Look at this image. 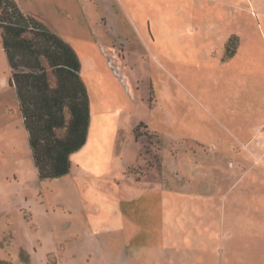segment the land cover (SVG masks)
I'll use <instances>...</instances> for the list:
<instances>
[{
  "label": "rangeland",
  "instance_id": "rangeland-1",
  "mask_svg": "<svg viewBox=\"0 0 264 264\" xmlns=\"http://www.w3.org/2000/svg\"><path fill=\"white\" fill-rule=\"evenodd\" d=\"M242 2L16 0L82 60L92 120L40 181L0 83V264H175V183L212 197L209 264H264V0Z\"/></svg>",
  "mask_w": 264,
  "mask_h": 264
},
{
  "label": "trees",
  "instance_id": "trees-1",
  "mask_svg": "<svg viewBox=\"0 0 264 264\" xmlns=\"http://www.w3.org/2000/svg\"><path fill=\"white\" fill-rule=\"evenodd\" d=\"M0 38L8 86L19 103L38 179L63 177L70 172L71 155L85 145L90 125L79 57L62 38L23 13L16 0H0ZM227 52L232 56L234 50ZM142 124L132 130L135 142Z\"/></svg>",
  "mask_w": 264,
  "mask_h": 264
},
{
  "label": "crops",
  "instance_id": "crops-1",
  "mask_svg": "<svg viewBox=\"0 0 264 264\" xmlns=\"http://www.w3.org/2000/svg\"><path fill=\"white\" fill-rule=\"evenodd\" d=\"M242 1H243L242 3H245L244 1H246L247 5L254 6L252 0H249V3L252 2L250 4L248 3V0H242ZM236 7L239 8V6ZM238 35L239 34L237 31V35H236L237 38ZM240 44L241 42L238 45L240 46ZM0 47L2 49L1 38H0ZM237 53H238V46H237ZM79 60L81 62V69H82L83 67L82 60L81 59ZM9 76L10 73L6 74V77L1 78L0 83L3 90L9 91L15 98L16 96L13 89L8 86ZM16 110H17L16 113L13 110H10L9 113L10 114L15 113L16 117H18L17 119H19L23 125L21 114L19 111L18 100L16 103ZM91 120H92V115L90 121ZM90 131H91V122L88 129L87 140H89ZM27 140H28V136H27ZM254 147L257 148L256 145ZM189 159L190 157L188 158V166H190ZM258 159L260 158H258L257 156V160ZM179 176L181 175L177 171L175 177L179 179ZM138 182H142V181H138ZM191 185L192 182L188 181L186 187L189 186L188 188H191ZM195 197L197 196L194 191L192 193L191 190H188L187 188L185 189V186L182 183L178 184L177 186L175 183V264H209V262L213 260V255L211 254V243L209 240H210L211 232L217 229H214L212 227L210 220L212 219L215 220L217 218L213 215V211H214L213 207L211 208V205L209 206L208 204H206V201H208V199H212V197L210 198L207 195L205 194L202 195V193H200L199 195L200 204H197L195 202ZM212 203L214 205L217 204V203L215 204L214 202ZM212 203L210 202V204ZM155 250L157 254H159L160 256L156 258L157 261H161V260L164 261V257H161L162 255L161 253H163L164 255L166 252L171 253L172 251H174L171 248H166L165 245H163L162 247H155Z\"/></svg>",
  "mask_w": 264,
  "mask_h": 264
}]
</instances>
